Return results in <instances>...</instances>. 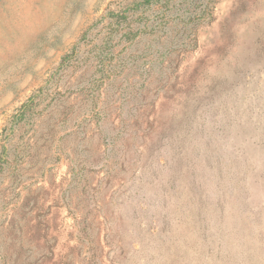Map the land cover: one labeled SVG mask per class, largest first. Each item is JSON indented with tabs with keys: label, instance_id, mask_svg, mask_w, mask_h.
Here are the masks:
<instances>
[{
	"label": "rangeland",
	"instance_id": "1",
	"mask_svg": "<svg viewBox=\"0 0 264 264\" xmlns=\"http://www.w3.org/2000/svg\"><path fill=\"white\" fill-rule=\"evenodd\" d=\"M0 264H264V0H0Z\"/></svg>",
	"mask_w": 264,
	"mask_h": 264
}]
</instances>
